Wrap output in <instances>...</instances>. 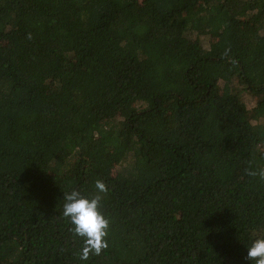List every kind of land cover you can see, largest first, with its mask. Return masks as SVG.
<instances>
[{"label": "trees", "instance_id": "1", "mask_svg": "<svg viewBox=\"0 0 264 264\" xmlns=\"http://www.w3.org/2000/svg\"><path fill=\"white\" fill-rule=\"evenodd\" d=\"M246 169L264 0H0V264H255ZM98 179L108 247L81 260L63 196Z\"/></svg>", "mask_w": 264, "mask_h": 264}, {"label": "clouds", "instance_id": "2", "mask_svg": "<svg viewBox=\"0 0 264 264\" xmlns=\"http://www.w3.org/2000/svg\"><path fill=\"white\" fill-rule=\"evenodd\" d=\"M245 172L248 176H259L260 179L264 180V169H246ZM94 187L96 194L91 198H86L75 190L65 193L63 196L62 214L70 221L72 234L83 239V247L79 253L81 260H87L90 254L99 256L108 247L105 238L108 235L109 220L100 210L101 201L108 188L99 179L95 181ZM245 259L255 261V264H264V238L253 240L251 245L247 247Z\"/></svg>", "mask_w": 264, "mask_h": 264}]
</instances>
